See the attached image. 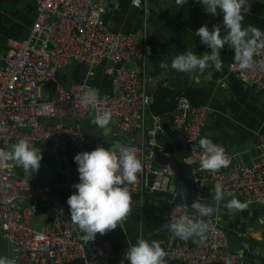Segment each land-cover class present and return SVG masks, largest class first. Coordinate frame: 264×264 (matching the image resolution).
I'll return each mask as SVG.
<instances>
[{"label":"built area","instance_id":"built-area-1","mask_svg":"<svg viewBox=\"0 0 264 264\" xmlns=\"http://www.w3.org/2000/svg\"><path fill=\"white\" fill-rule=\"evenodd\" d=\"M133 3L136 7L143 4L142 0ZM37 9L30 35L8 41L2 57L0 149L10 151L13 144L24 139L41 153L55 150L61 160L72 155L86 142L81 121L92 113L96 115V109L85 108L81 103L90 88L98 92L97 108L111 111L110 125L123 134L133 133L151 102L145 93V83L133 65L150 57L149 49L131 36L111 33L103 21L105 9L96 0H37ZM74 62L86 67L85 79L66 85L58 74ZM103 64L109 65L106 73L112 79L109 93H102L90 83L96 69ZM228 72L247 85L264 89V49L258 50L251 68L240 69L233 59ZM51 88L55 96L46 98L45 92ZM209 110V105L194 107L187 96L178 100L169 127L177 145L172 152H190L191 157L184 159L189 167L199 165L203 156L199 140L203 137ZM154 121L156 127L145 138L146 144L121 146L134 149L142 163L136 181L125 186L131 194L150 193L174 199L181 191L175 183L172 166L160 167L156 163L154 148L161 117L155 116ZM59 172L67 174L61 165ZM194 177L198 185L210 191L216 204L241 197L247 204L264 206V135L259 137L248 163H238L215 173L198 166ZM217 183L223 185L221 201L214 199ZM51 193V187L34 186L28 178L18 177L14 161L0 162V237L7 243L10 257L17 258V264H71L77 260H82L83 264H104L110 261L111 246L97 237L90 242V252L82 239L83 233L59 214L58 207L48 212L49 229L33 228L35 203ZM168 203L171 207L169 221L191 215L187 205ZM205 222L210 228L203 242L192 247H169L165 253L167 259L184 264H239V256L229 250L227 231L217 219Z\"/></svg>","mask_w":264,"mask_h":264},{"label":"crops","instance_id":"crops-1","mask_svg":"<svg viewBox=\"0 0 264 264\" xmlns=\"http://www.w3.org/2000/svg\"><path fill=\"white\" fill-rule=\"evenodd\" d=\"M96 1L105 9L103 21L111 33L131 36L149 49L151 56L143 61H136L133 67L141 75L146 96L151 98V102L145 108L140 126L135 130L137 134L131 138L114 125H109L106 130L100 129L92 123L95 117L93 113L89 115L81 121L86 142L78 152H90L99 146L115 149L118 142L122 145L145 143L149 132L156 127L155 115L150 111V106L159 89L201 90L206 93L210 107L203 127V137L225 148L226 155L231 157L228 167L248 163L259 137L264 135V89L247 85L228 72L234 50L227 45L221 50L223 65L219 71L209 67L202 74H187L171 68L165 71L159 66L162 60H166L170 65L176 55L185 51H192L197 55L210 52L211 49L201 44L195 31L205 24L210 30L215 25H221V36H224L222 14H206L195 0H188L184 5H178L176 0H142L141 7H136L134 0ZM37 13V0H0V66L7 42L27 38ZM243 23L245 26L254 25L264 31V0H248V10L244 13ZM106 67L109 65L103 64L97 68L90 81L91 85L102 93L112 91V79L107 75ZM85 76L86 67L76 62L58 74V78L66 85L80 83L84 81ZM50 96H55L53 88L45 92L46 98ZM173 117H161L156 140L160 139L165 144L174 143L169 131ZM41 154V168L35 175H25L23 169L15 164L18 177L28 178L34 186L52 188V193L47 198L35 203L36 213L32 217V226L37 231L50 228L51 219L48 212L51 208L63 209L64 219L71 221L67 200L75 191L68 182L67 174L59 172L60 165H64L60 155L55 150ZM63 169L66 171L65 165ZM199 194L201 200L213 201L212 194L206 188H201ZM131 195L132 211L121 227L118 226L105 235L98 233L96 236L112 248V259L104 264H128L123 260L128 242L134 244L141 238L149 242H161L165 253L172 246L192 247L200 242L179 240L163 228V224L169 222L168 211L171 207L167 200L150 193ZM232 199L238 200L244 207L241 210L229 211L225 204ZM230 200L218 204L216 218L228 233L229 250L235 251L239 256V264H264V206L247 204L240 197ZM233 235L246 239L249 244L250 251L244 258L238 238ZM86 247L91 252L90 242L86 243ZM0 257H10L8 245L1 237ZM164 260L165 264H184L180 261H170L166 255Z\"/></svg>","mask_w":264,"mask_h":264},{"label":"clouds","instance_id":"clouds-1","mask_svg":"<svg viewBox=\"0 0 264 264\" xmlns=\"http://www.w3.org/2000/svg\"><path fill=\"white\" fill-rule=\"evenodd\" d=\"M178 5L188 3V0H176ZM203 7L206 14H222V27L225 35L221 36V25H215L210 30L205 24L195 31L202 45L211 49L197 55L185 51L176 55L171 64L166 60L160 62V68H169L180 73L202 74L209 67L221 70L223 61L221 50L227 45L234 50V62L240 69L253 66L258 50L264 49V31L254 25L245 26L244 13L248 10V0H195ZM198 78V76H197ZM81 103L85 108L96 109L92 123L106 130L112 121L110 110L100 111L98 92L94 88L82 96ZM199 147L203 156L199 168L215 173L230 165L225 148L202 137ZM43 156L41 151L20 139L11 146L10 151L0 149V162L14 161L22 168L25 175L36 174L41 168ZM78 165L79 182L73 185L74 193L68 198L71 221L77 226L85 243L95 241L97 234L105 235L108 231L121 227L132 211V195L126 184L134 183L137 174L142 170V163L134 149L120 147L108 149L99 146L92 151H82L74 157ZM224 190L221 183L214 186V199L223 200ZM192 214L181 215L163 224V228L182 241L206 239L210 224L205 218L211 216L213 209L199 200L191 203ZM244 207L238 200L232 199L225 204L229 211L241 210ZM63 215V209H59ZM165 251L161 242L138 239L134 244L128 242L123 260L128 264H165ZM0 264H17L15 257H0Z\"/></svg>","mask_w":264,"mask_h":264},{"label":"water","instance_id":"water-1","mask_svg":"<svg viewBox=\"0 0 264 264\" xmlns=\"http://www.w3.org/2000/svg\"><path fill=\"white\" fill-rule=\"evenodd\" d=\"M137 131H134L131 134H127L128 138L136 135ZM122 146V143L118 142L115 149H119ZM177 146L174 142L173 144H165L160 139L157 140V146L154 148V154L156 163L160 167L172 166L176 173L175 183L181 191V194L176 197H168L164 198L168 201H173L177 205H187L190 214H192L191 203L194 200H199L203 204L209 206L213 209L211 216L205 218V221H211L217 218L218 214V204L214 203V201H203L200 198L199 191L202 188L201 185H198L195 181L194 171L199 166L198 163H195L192 167H189L184 164V159L191 157V153L186 150H181L178 154L172 152V149ZM148 149H150L149 144L146 145ZM169 152V153H167ZM78 150L74 151L72 155L65 156L63 158L64 165L67 171L68 182L73 188V185L79 182L78 175V165L74 162V157L78 154ZM74 189V188H73ZM241 198V197H240ZM238 238L239 246L244 251L242 254L243 258L250 251L249 244L246 239L239 237L238 235H233ZM256 247V246H253ZM235 251H233L234 253ZM71 264H83L82 260H77Z\"/></svg>","mask_w":264,"mask_h":264},{"label":"trees","instance_id":"trees-1","mask_svg":"<svg viewBox=\"0 0 264 264\" xmlns=\"http://www.w3.org/2000/svg\"><path fill=\"white\" fill-rule=\"evenodd\" d=\"M182 96H187L194 107L209 105L208 97L204 91H177L169 88H161L154 95L150 111L153 115L159 117L174 116L177 110L178 100Z\"/></svg>","mask_w":264,"mask_h":264},{"label":"rangeland","instance_id":"rangeland-1","mask_svg":"<svg viewBox=\"0 0 264 264\" xmlns=\"http://www.w3.org/2000/svg\"><path fill=\"white\" fill-rule=\"evenodd\" d=\"M264 134V133H263ZM64 163V162H63ZM62 166V165H61ZM62 168H64V165L62 166Z\"/></svg>","mask_w":264,"mask_h":264}]
</instances>
